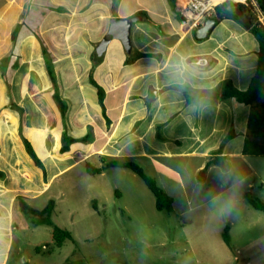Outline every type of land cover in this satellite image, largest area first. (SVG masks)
<instances>
[{
	"label": "crops",
	"instance_id": "1",
	"mask_svg": "<svg viewBox=\"0 0 264 264\" xmlns=\"http://www.w3.org/2000/svg\"><path fill=\"white\" fill-rule=\"evenodd\" d=\"M155 1L0 0V50L3 27L7 33L27 29L16 41L19 66L8 73L0 68V264L11 243L16 197L25 201L30 191L44 192L75 166L133 162L165 192L183 186L191 201L209 181L220 190L215 198L257 178L251 157L242 154L250 108L222 96L227 84L246 89L257 43L245 44L249 33L229 19L213 28L218 33L197 39L200 26L185 23L178 0ZM135 17L129 50L118 39L102 46L111 19ZM1 71L11 74V98L23 112L26 138L31 146L37 139L40 155L32 148L44 179L25 152L19 113L7 108ZM63 132L77 142L60 154ZM218 152L228 163L225 172L206 168ZM233 163L243 173L227 181ZM201 201L192 211L207 203Z\"/></svg>",
	"mask_w": 264,
	"mask_h": 264
},
{
	"label": "rangeland",
	"instance_id": "2",
	"mask_svg": "<svg viewBox=\"0 0 264 264\" xmlns=\"http://www.w3.org/2000/svg\"><path fill=\"white\" fill-rule=\"evenodd\" d=\"M7 30L2 29L5 41L0 68L8 73L19 66L16 41L27 29L16 26L15 33ZM216 30L212 33H218ZM246 37L245 44L255 45L250 33ZM32 146L39 154L37 139ZM249 161L257 178L215 198L220 190L211 181L197 188L193 201L183 186L166 187L172 199L170 213L156 211L151 193L128 170L108 169L90 176L84 165L75 166L53 178L44 192L25 195V203L36 210L52 200V223L70 232L73 241L54 247L50 227L32 225V218L21 214L16 203L11 243L6 253L2 251L1 263L63 264L82 259L86 264H264V213L254 211L243 199L249 191L264 202V157ZM242 173L243 168L233 163L225 180ZM199 200L207 203L192 211ZM224 228H228L230 247L221 239ZM43 244L48 246L36 252Z\"/></svg>",
	"mask_w": 264,
	"mask_h": 264
},
{
	"label": "trees",
	"instance_id": "3",
	"mask_svg": "<svg viewBox=\"0 0 264 264\" xmlns=\"http://www.w3.org/2000/svg\"><path fill=\"white\" fill-rule=\"evenodd\" d=\"M257 9L264 15V0H254ZM212 18H217L219 21L229 19L235 22L243 30L250 33L257 43L256 64L254 74L251 77L245 90H237L231 85L227 84L223 88L222 96L225 99H233L238 104L248 106L250 108L246 121V136L243 142L242 154L248 157H264V26L258 21L257 12L250 0L245 3H234L231 0H225L214 7ZM128 60L127 62H129ZM50 77L52 74L48 71ZM1 77L5 84L6 94L9 98L7 108L16 110L19 113V136L24 146L25 152L32 160L33 165L42 173L43 179L45 178V169L42 160L38 157L26 138L24 132L23 112L17 107L11 98V74H6L1 71ZM102 93L99 91V98ZM53 99L63 116L65 113V105L60 101L56 92ZM85 142V139H81ZM77 140L69 137L65 132L61 136V147L59 153L63 154L69 150V147L76 143ZM220 152L214 155L206 164L209 166H217L222 171L228 170V163L220 156ZM86 174L90 176L99 175L107 169H123L128 170L136 175L146 189L151 193L154 198V207L158 212L170 213L172 210V199L163 191L153 179L146 176L144 172L135 163L123 160H110L101 159L100 167H94L88 163L84 165ZM204 171L198 174V179L202 180ZM4 175L0 173V178ZM243 199L254 211L264 213V202L255 198L249 191L243 194ZM17 208L24 216L32 218V225L39 226L45 225L50 227V240L53 242L54 247H61L65 241L72 242L70 232L55 226L51 221V214L54 209V202L48 201L46 206L41 210H36L29 207L24 197L19 194L16 197ZM222 242L225 246L230 247V238L228 235V228H224L221 235ZM48 246L43 244L35 248L39 252L41 248ZM63 264H86L84 260H67Z\"/></svg>",
	"mask_w": 264,
	"mask_h": 264
},
{
	"label": "built area",
	"instance_id": "4",
	"mask_svg": "<svg viewBox=\"0 0 264 264\" xmlns=\"http://www.w3.org/2000/svg\"><path fill=\"white\" fill-rule=\"evenodd\" d=\"M231 1L245 3L247 0ZM250 1L256 9L258 21L264 26V15L257 9L254 0ZM218 4L214 3L213 0H178V9L185 23L192 28H196L201 26L206 19L212 17L214 7Z\"/></svg>",
	"mask_w": 264,
	"mask_h": 264
},
{
	"label": "water",
	"instance_id": "5",
	"mask_svg": "<svg viewBox=\"0 0 264 264\" xmlns=\"http://www.w3.org/2000/svg\"><path fill=\"white\" fill-rule=\"evenodd\" d=\"M129 18L126 20L116 19L113 18L110 21L109 31L107 32L105 38L101 42L102 46H105L110 40L118 39L122 45L129 50V34H130V27L131 24L137 19ZM219 23L217 18H208L206 19L203 24L198 27L194 34L197 39H204L206 38L213 30V28Z\"/></svg>",
	"mask_w": 264,
	"mask_h": 264
},
{
	"label": "bare ground",
	"instance_id": "6",
	"mask_svg": "<svg viewBox=\"0 0 264 264\" xmlns=\"http://www.w3.org/2000/svg\"><path fill=\"white\" fill-rule=\"evenodd\" d=\"M224 0H213L214 3L218 4V3H222Z\"/></svg>",
	"mask_w": 264,
	"mask_h": 264
}]
</instances>
